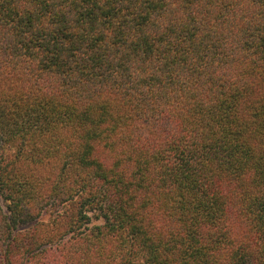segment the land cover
Masks as SVG:
<instances>
[{
	"label": "trees",
	"instance_id": "obj_1",
	"mask_svg": "<svg viewBox=\"0 0 264 264\" xmlns=\"http://www.w3.org/2000/svg\"><path fill=\"white\" fill-rule=\"evenodd\" d=\"M0 264H264V0H0Z\"/></svg>",
	"mask_w": 264,
	"mask_h": 264
},
{
	"label": "rangeland",
	"instance_id": "obj_2",
	"mask_svg": "<svg viewBox=\"0 0 264 264\" xmlns=\"http://www.w3.org/2000/svg\"><path fill=\"white\" fill-rule=\"evenodd\" d=\"M0 204H1L2 206H4V204H3L2 201H1V199H0Z\"/></svg>",
	"mask_w": 264,
	"mask_h": 264
}]
</instances>
